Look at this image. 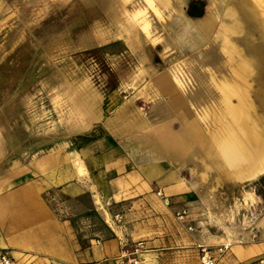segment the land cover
Wrapping results in <instances>:
<instances>
[{
  "label": "rangeland",
  "instance_id": "1",
  "mask_svg": "<svg viewBox=\"0 0 264 264\" xmlns=\"http://www.w3.org/2000/svg\"><path fill=\"white\" fill-rule=\"evenodd\" d=\"M253 3L264 13V0ZM233 6L169 0L158 17L145 0H0V231L16 241L17 160L44 157L54 173L81 171L123 243L90 264H202V249L217 264H264V171L220 174L188 132V121L205 124L202 112L220 107L217 86L233 76L225 39L254 59L247 97L264 126V37ZM126 104V121L110 124ZM121 164L143 171L142 196L129 176L110 197L97 191L115 180L101 172L122 173ZM41 196L61 217L63 200ZM80 206L90 212L87 196Z\"/></svg>",
  "mask_w": 264,
  "mask_h": 264
},
{
  "label": "crops",
  "instance_id": "2",
  "mask_svg": "<svg viewBox=\"0 0 264 264\" xmlns=\"http://www.w3.org/2000/svg\"><path fill=\"white\" fill-rule=\"evenodd\" d=\"M134 42L128 43L132 51L135 50ZM117 70L121 75L125 73L121 68ZM131 109V105H124L109 123L123 124ZM74 151L80 152V149ZM41 159V164L34 165L35 162L30 161V166L17 160V239L14 241L11 235L0 231V249L15 245L17 250L10 254L19 264H90L116 256L123 243L101 218L81 171H74L68 164L61 172L54 173L47 169L49 166L45 167V158ZM133 166L135 169H127L121 164L122 173L112 171L116 169L111 165L107 167L101 176L105 179L108 175L115 180L110 184L103 180L97 191L108 192L110 197L111 186H118L129 176L133 180L134 192L142 196L147 184L143 180V171L137 165ZM146 174L152 175L150 170H146ZM47 191H54L63 200L61 217L43 200L41 195ZM113 193L112 199L119 194V189ZM86 196L91 204L88 213L80 206Z\"/></svg>",
  "mask_w": 264,
  "mask_h": 264
},
{
  "label": "bare ground",
  "instance_id": "3",
  "mask_svg": "<svg viewBox=\"0 0 264 264\" xmlns=\"http://www.w3.org/2000/svg\"><path fill=\"white\" fill-rule=\"evenodd\" d=\"M145 1L158 17L162 16L160 9H166L169 6V0ZM232 2L234 6L232 9H228V13L231 16L237 14L247 29L255 30L264 37V13L256 7L253 3L254 0L253 2L232 0ZM140 25L144 31L148 29L146 20L143 19ZM239 26L235 29H238ZM227 31L223 28L221 33L225 34ZM261 45L264 50V43ZM250 50L255 53L254 49ZM223 53L232 67L233 76L230 75L232 78L229 82L224 79L217 86L220 92V95L218 94L221 102L220 107L211 111L206 110L205 113L201 111L206 120L205 124H202L198 119L188 121L189 140L197 147L198 145L204 147L203 153L205 154L203 155L220 174L228 173L240 179L243 177L253 178L264 171V126H262L261 120L258 121L254 118L252 103L247 97L249 85L247 86L246 81L253 73L254 59L240 53L229 44L227 39L223 42ZM233 99L236 100L235 104H232ZM124 264H130V262Z\"/></svg>",
  "mask_w": 264,
  "mask_h": 264
},
{
  "label": "built area",
  "instance_id": "4",
  "mask_svg": "<svg viewBox=\"0 0 264 264\" xmlns=\"http://www.w3.org/2000/svg\"><path fill=\"white\" fill-rule=\"evenodd\" d=\"M220 252H222L221 249ZM201 253H202L201 256L202 264H217L216 259L206 249H202ZM0 264H19V263L11 256L8 250L0 249Z\"/></svg>",
  "mask_w": 264,
  "mask_h": 264
}]
</instances>
